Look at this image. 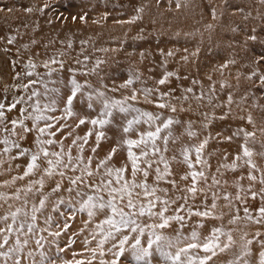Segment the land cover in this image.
I'll list each match as a JSON object with an SVG mask.
<instances>
[{
	"label": "snow or ice",
	"instance_id": "1",
	"mask_svg": "<svg viewBox=\"0 0 264 264\" xmlns=\"http://www.w3.org/2000/svg\"><path fill=\"white\" fill-rule=\"evenodd\" d=\"M141 11L117 22L134 24ZM15 41L7 38L8 45ZM248 42L264 45V37L252 28ZM40 55L13 61L19 71L0 93V176L9 177L0 180V264H264V168L256 160H264V138L257 137H264V127H256L246 107L251 100V107L264 109L251 92L257 84L264 88V55L244 65L251 68L244 76L250 86L238 100L232 91L220 100L215 82L207 91H196L199 80L171 87L172 78L181 77L167 69V60L159 78L129 67L127 78L110 86L101 75L103 60L89 69L86 55L73 61L78 67L68 66L63 52ZM236 62L226 61L221 72ZM231 87L220 81L222 92ZM82 126L87 130L80 135ZM210 142L236 150L208 152ZM104 143L112 146L101 156ZM121 153L125 159L117 165ZM174 164L183 171H174ZM77 218L81 226L68 235ZM241 223L261 227L249 232ZM80 237L81 251L66 259Z\"/></svg>",
	"mask_w": 264,
	"mask_h": 264
},
{
	"label": "rangeland",
	"instance_id": "2",
	"mask_svg": "<svg viewBox=\"0 0 264 264\" xmlns=\"http://www.w3.org/2000/svg\"><path fill=\"white\" fill-rule=\"evenodd\" d=\"M176 3L177 0H0V14L6 16L18 15L17 17L29 16L22 23L23 27H29L32 17L39 14L54 23L58 22L69 26V32L85 31L94 40V44H88L86 40L80 38L77 40L80 42V44H77V50L82 55V59L85 56L84 53H86V56L92 57L94 62L97 59L105 61L106 52L109 53L108 47L119 48L117 49L118 54H124V57L113 62L106 55L107 61L101 65V75L106 77L105 82L110 86L113 81L118 85L127 78L128 66L139 68L145 77L152 75L159 78L162 75L159 65L162 60H167V69L176 71L181 77L179 80L172 78L171 87L176 88L178 85L192 86V80H199L201 83L194 86L196 91H200L201 87L204 91H207L209 85L215 82L216 95L220 100L226 98L228 91H232L238 100L250 86L244 76L251 68L244 65H251V61L255 57L264 55V45L258 42H248L247 45L244 43L246 35L251 33L252 28H255L256 32L264 37V19L261 18L264 16V4L260 0H179L181 7L177 8ZM45 4L49 7L44 8ZM137 7L142 9L139 13L141 19L134 24L117 22L127 20L135 15V8ZM28 8H31L32 11H26ZM42 8L43 11H41ZM212 8H215L217 12L215 20L212 18ZM249 13H251L250 16ZM82 16L84 17L83 20L80 19ZM246 16L248 19L244 18ZM74 17L75 19H73ZM4 24L5 20H2V28ZM38 24L39 21L36 20L31 27H36ZM209 24L212 25V28L207 27ZM104 27L110 28V32L100 36L101 33L98 32L103 31ZM233 27L238 28L239 31L233 33L231 31ZM74 33H72V36ZM5 35L6 38L10 36L8 32L3 31L1 37ZM138 35L141 38L134 39ZM82 41L85 43L82 44ZM0 42H2V39H0ZM31 48L29 53L39 52L41 59L44 58L45 52L49 55L52 54L49 50L40 46L33 45ZM197 49H199V52L193 55ZM161 50L165 54L171 50L174 55L162 57ZM0 52L3 56L2 63L5 65V69L1 68L0 73L11 75V63L17 60V57L12 56L11 60L2 47H0ZM141 52H144L143 60H141ZM20 53H23L22 49ZM184 56L188 57L187 61L182 59ZM231 59H235L236 64H230L221 72L220 65ZM261 67L264 68V65H261ZM149 68H153L154 71L149 73ZM238 72L241 73L239 81H237ZM209 76L212 77L211 81L208 79ZM184 77H187V79H184ZM221 80L227 81L232 87L222 92L220 90ZM149 83L153 82L149 81ZM3 89L4 87H0L1 93ZM251 92L256 97L257 102L264 105V88H260L257 84V86L251 88ZM176 94L180 95L179 89H177ZM191 103L192 108L195 110L197 107L196 102L192 101ZM251 103L250 100L246 107L252 113L256 127H264V109L253 108ZM185 107H188L187 103ZM208 110V108L201 109V111ZM15 113V111L9 113V118L15 116ZM184 115L189 114L185 113ZM192 118L199 119L198 116H192ZM69 123L74 125L75 121L70 120ZM229 126H234V124L230 122ZM220 127L221 125L218 124L214 131L219 130ZM247 127L252 130V126L248 125ZM86 130L87 126H82L77 132L83 135ZM224 130L228 131V126H225ZM60 135H63V133ZM60 135L56 139H59ZM257 137L264 138L259 132H257ZM69 143H71V139L66 141V144ZM111 146L109 143L102 144L99 154L103 156L106 151L110 150ZM217 147L221 150H236L235 144L223 143L218 145L215 142H210L207 151L211 152ZM88 154V152L85 153L86 156ZM123 159L125 157L121 153L115 156L113 162L119 165ZM217 159L218 157L212 158L213 170ZM256 160L258 165L264 168V160L259 158H256ZM173 169L177 172L183 171L180 165L174 164ZM7 178H9L8 175L0 176V180ZM227 178L231 180V174H228ZM227 190L235 192V189L231 187H228ZM249 203L253 208L259 206L258 200H250ZM227 219L228 217H225V224H227ZM80 226V219L77 218L72 223L68 235H71ZM239 226L244 227L249 232H254L258 227H261L254 224H248L245 227L243 223ZM66 239L65 237L64 242H66ZM82 239L83 237L77 239L72 248L64 253L66 259H72V252L81 251L83 245L80 241ZM61 246H63V242ZM79 258L77 257V259Z\"/></svg>",
	"mask_w": 264,
	"mask_h": 264
},
{
	"label": "bare ground",
	"instance_id": "3",
	"mask_svg": "<svg viewBox=\"0 0 264 264\" xmlns=\"http://www.w3.org/2000/svg\"><path fill=\"white\" fill-rule=\"evenodd\" d=\"M18 15H2L0 14V39H2V42H0V47L5 49L7 48L8 51H5L7 56H10L12 60V56H16L17 59L26 58L27 55H29V51L31 46H40L43 49L49 50L52 54L56 52H63L64 59L67 62V65H70L72 67H78L73 63L76 59H82V55L79 54V51L77 50V44H80L79 38L86 40L88 44H94V40L88 36V34L81 30V31H73L75 32L72 36L73 32H69V26L61 23H54L50 19H45L44 17H41L39 14L32 17V22L29 27H23L22 23L26 20L29 16H21L17 17ZM5 20V24L3 28L1 27V21ZM38 20L39 24L36 25V27H31L34 22ZM58 23V24H57ZM112 27V26H111ZM110 28L104 27L103 31L98 32L101 33L100 36L105 35L107 32H110ZM5 31L8 32L10 35L16 36V41L12 45L7 44V38L6 35L1 37V33ZM110 34V33H109ZM112 35V34H111ZM35 40L37 41L36 44H32L31 42ZM71 40L72 47L68 48L67 44ZM63 42V43H61ZM23 44L29 45V50L25 51L21 46ZM42 44V45H41ZM45 45H47V48H45ZM17 48L22 49L23 53H20V55H16ZM92 48V47H90ZM117 49L119 48H111L108 47V52H106L107 57L110 58L111 61L116 62L120 60L121 57H124V54H118ZM103 52V51H102ZM86 55V53H84ZM105 55V61H107ZM2 54L0 52V69H5L4 63H2ZM87 65V68H91L92 65L95 63L92 57H89V61L85 62ZM129 67H135V66H128ZM137 68V67H135ZM11 71L12 74L7 75L0 73V87H5L7 85H11L13 83V76L15 74V71H18L17 68H13V61L11 63ZM83 79V77L81 78ZM92 82L97 83V78L95 76L90 77ZM1 93V92H0ZM2 98V96H0ZM16 114V113H15ZM59 136V135H58Z\"/></svg>",
	"mask_w": 264,
	"mask_h": 264
}]
</instances>
